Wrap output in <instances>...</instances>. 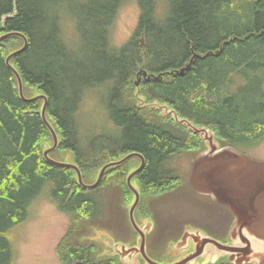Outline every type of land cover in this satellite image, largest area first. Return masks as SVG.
<instances>
[{
  "label": "trees",
  "instance_id": "1",
  "mask_svg": "<svg viewBox=\"0 0 264 264\" xmlns=\"http://www.w3.org/2000/svg\"><path fill=\"white\" fill-rule=\"evenodd\" d=\"M125 1L0 0V35L21 32L28 41L8 62L22 79L25 97L46 95L45 116L58 136L48 156L76 164L90 183L105 163L137 152L145 160L133 180L141 191L138 209L144 202L154 218L155 209L173 207L186 195L192 201L207 198L189 187V165L177 164L191 160L205 143L150 105H167L177 117L212 131L220 145L238 151L264 139V109L253 117L251 109L226 94L230 77L250 71L246 68L264 53V0H133L137 22L117 43L115 19ZM22 45L16 35L0 40V264H16L11 234L28 219L32 200L43 190L69 220L55 246L62 264H119L88 236L98 229L118 241L130 240L123 206L132 194L125 178L139 159L105 169L91 190L77 184L74 170L46 161L43 151L52 137L40 116L43 100L20 99L15 75L4 62ZM194 54L182 75L166 73ZM140 69L161 78H142L137 88ZM99 93L110 124L80 109L88 103L86 96ZM155 243L163 249L166 240L160 236Z\"/></svg>",
  "mask_w": 264,
  "mask_h": 264
},
{
  "label": "water",
  "instance_id": "2",
  "mask_svg": "<svg viewBox=\"0 0 264 264\" xmlns=\"http://www.w3.org/2000/svg\"><path fill=\"white\" fill-rule=\"evenodd\" d=\"M12 12L11 14L3 16V21L6 17L14 16L16 11L14 10ZM9 35H18L23 38L22 47L8 53L4 61L15 75L20 99L24 101H34L36 99L43 100L41 108L39 109L40 116L52 136L51 147H46L45 145L43 151V156L46 161L59 167L73 169L74 172H76L78 184L85 189H91L100 183L105 169L121 165L132 156L140 158L141 162L139 166L134 168L126 177L127 185L134 195V201L131 206H129V220L135 230H137L136 232L139 233L140 243H138L137 246L127 247V249H125V245H119L118 250H115L113 255H120V252H124L125 250L126 252L135 253L140 251L148 264H163L145 256V234L136 226L133 219V211L139 201L140 194L130 181L132 177L144 167L143 157L138 153H129L118 160L106 163L98 170L96 180L91 184H85L83 182L81 172L75 164L70 161H57L50 158L48 154L56 148L58 136L45 116L48 100L44 94H36L32 97H25L23 95L22 79L18 71L8 61H10L11 57L24 51L28 41L20 32H7L2 34L0 35V40ZM195 56L197 55L194 54L183 67L166 73L176 72L182 75L184 71L191 66ZM151 76L161 78V74L155 76L152 73L148 74L144 69H140L134 81L135 86L139 88V80H141V78L148 79ZM150 107L161 109L162 115H170L178 124H182L187 130L198 134L206 141L208 149L201 151L193 159L190 166L189 178L187 180L192 189L195 190L194 192L211 196L215 202L227 206L232 212V215H234L233 221L229 224L230 230L227 231L226 235V237H228V235L230 237L229 243H221L210 236H200L198 233L189 234L192 241L195 240L194 237H196L202 246H207L206 248H210V246H208L209 244L215 246V248L220 251L219 253L227 256L230 264H264V162L238 152L229 146L218 148V143L213 141V133L210 130L205 129L206 127L203 126H195L186 118L177 117L175 111L168 108L167 105L154 103L150 105ZM181 240H185V236H183ZM180 246L181 245L177 243L175 248L179 249ZM119 257L121 258V262H124L121 255ZM216 259H218L217 256L214 257L213 262ZM186 261L187 259L184 258L170 264H184Z\"/></svg>",
  "mask_w": 264,
  "mask_h": 264
},
{
  "label": "rangeland",
  "instance_id": "3",
  "mask_svg": "<svg viewBox=\"0 0 264 264\" xmlns=\"http://www.w3.org/2000/svg\"><path fill=\"white\" fill-rule=\"evenodd\" d=\"M135 5L133 0H128L120 6L121 8L115 19L117 43L126 40L132 28L134 29L139 14L138 7ZM250 64L246 68L247 70L251 68L250 71L238 72L230 77L231 80L227 85L226 94L234 96L237 102L244 104L247 112L251 109L252 112H249H251V116L255 117L258 110L264 109V53L257 56ZM94 96H91V98L86 96L85 101L88 100V103L80 109L89 111V115L95 119L101 116L106 124H110L111 121L104 103L103 93ZM92 108L93 110H91ZM249 154L254 155V158L264 160V139L258 145L249 148ZM102 194V190L95 192V196L98 197L99 208L102 206L100 200ZM37 197L32 200L28 219L23 223H18L14 227V233L11 234L12 240L10 241L13 243L14 262L16 264H60L57 260L55 246L66 232L68 218L66 214L56 210V207L44 198V193L40 198ZM191 201L192 199L188 195L184 196L183 204H181L183 205L182 212H185V208L190 209L191 214H193L190 224H199L198 222L204 220V217L196 208V199L192 201L195 203ZM117 206L116 203L113 207L114 210L118 208ZM105 207L106 205L103 207L104 212L107 211ZM166 215V207L155 209L154 219L156 224L161 223L160 217H166Z\"/></svg>",
  "mask_w": 264,
  "mask_h": 264
},
{
  "label": "flooded vegetation",
  "instance_id": "4",
  "mask_svg": "<svg viewBox=\"0 0 264 264\" xmlns=\"http://www.w3.org/2000/svg\"><path fill=\"white\" fill-rule=\"evenodd\" d=\"M146 212H144L142 209L138 210V212L135 215V219L136 222L141 226V229H145V230H152V228H154V226L156 225L155 222H152V224L150 222H148L146 218L149 217V211L145 210ZM148 212V213H147ZM173 215L172 214H167L166 217H161V222L163 223V225L165 226L166 230H169V236H171V238H175L178 237L181 233V229H183V225L179 224L177 221L174 220V218H172ZM204 220H202L204 222L203 226L205 229L208 228V226L210 227V232H212L213 234H215V236H211V234L207 233L206 235L214 238L215 240L221 242V243H229L230 242V237L228 235V237H226L227 235V230H228V226L233 218L230 217V215H228V213L225 211V209L223 208H216L214 210L211 211V213L209 215H204ZM233 221V220H232ZM136 238V237H135ZM195 240L192 241L191 238L188 239V241H186L187 243L185 244V246H183V248L179 249L178 252L180 253V258L185 257L186 255L189 254H193L194 251H198L200 252L199 254L201 256L196 257V258H192V260L190 261L191 264H198L199 262L204 261V259L207 256L211 257V260H208L209 262L213 260V258L215 257V255L218 256V259H221V257H223V255L219 252H217V249L215 248V246L209 244L208 246H210V248H206L207 246H200V244H197L199 242H197V238L194 237ZM152 251V250H150ZM148 252V250H147ZM148 254L150 255V253L148 252ZM138 257V262L137 264H145L144 260L142 259V257L137 256ZM82 263V262H81ZM74 264H79L77 261H74ZM136 264V263H133Z\"/></svg>",
  "mask_w": 264,
  "mask_h": 264
},
{
  "label": "bare ground",
  "instance_id": "5",
  "mask_svg": "<svg viewBox=\"0 0 264 264\" xmlns=\"http://www.w3.org/2000/svg\"><path fill=\"white\" fill-rule=\"evenodd\" d=\"M20 33H21V32H20ZM16 36H17V35H16ZM13 51H14V50H13ZM98 95H99V94H98ZM10 240H12V239L10 238ZM9 242H10V241H9ZM10 243H11V242H10ZM11 248H13V246H12ZM11 250H12V249H11ZM12 251H13V250H12ZM12 251H11V252H12ZM12 253H13V252H12Z\"/></svg>",
  "mask_w": 264,
  "mask_h": 264
}]
</instances>
